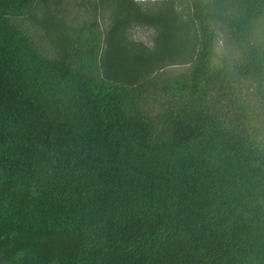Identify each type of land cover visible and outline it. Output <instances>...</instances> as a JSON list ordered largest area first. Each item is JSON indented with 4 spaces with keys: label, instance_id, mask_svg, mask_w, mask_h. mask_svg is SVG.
Masks as SVG:
<instances>
[{
    "label": "trees",
    "instance_id": "obj_1",
    "mask_svg": "<svg viewBox=\"0 0 264 264\" xmlns=\"http://www.w3.org/2000/svg\"><path fill=\"white\" fill-rule=\"evenodd\" d=\"M0 264H264V0H0Z\"/></svg>",
    "mask_w": 264,
    "mask_h": 264
},
{
    "label": "rangeland",
    "instance_id": "obj_2",
    "mask_svg": "<svg viewBox=\"0 0 264 264\" xmlns=\"http://www.w3.org/2000/svg\"><path fill=\"white\" fill-rule=\"evenodd\" d=\"M131 35L135 40L144 42L147 45L152 43L153 31L148 28L135 27L131 30Z\"/></svg>",
    "mask_w": 264,
    "mask_h": 264
}]
</instances>
